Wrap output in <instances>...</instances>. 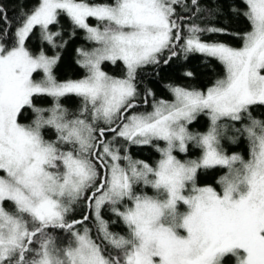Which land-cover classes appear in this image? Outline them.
<instances>
[{
  "label": "snow or ice",
  "instance_id": "6c2138e0",
  "mask_svg": "<svg viewBox=\"0 0 264 264\" xmlns=\"http://www.w3.org/2000/svg\"><path fill=\"white\" fill-rule=\"evenodd\" d=\"M240 2L245 8L231 11L248 22L243 33L194 22L212 15L200 0H37L15 26L0 3V264H264V121L252 114L264 107V0ZM61 15L93 45L77 49L86 71L79 80L58 81L59 53L26 46L38 28L62 48L61 33L50 30ZM213 34L236 36L241 46L203 39ZM194 54L219 62L224 75L206 90L167 85L171 101L151 89L141 97L140 70L158 74ZM117 61L123 78L102 70ZM70 96L80 100L72 118L62 102ZM39 97L51 107H38ZM25 110L35 115L30 124L20 122ZM201 115L207 131H190ZM241 137L248 159L222 144ZM133 145L160 158L134 160ZM214 169L225 170L219 190L198 185V173ZM104 211L125 234L110 230Z\"/></svg>",
  "mask_w": 264,
  "mask_h": 264
},
{
  "label": "trees",
  "instance_id": "16d2710c",
  "mask_svg": "<svg viewBox=\"0 0 264 264\" xmlns=\"http://www.w3.org/2000/svg\"><path fill=\"white\" fill-rule=\"evenodd\" d=\"M89 3L100 2V0H88ZM111 2V0H106ZM6 9L9 18L14 22L20 19V13H26L36 5L37 0H0ZM200 4L203 8L212 11V15L209 16L208 12H201L194 18V22L199 23L201 26L214 25L218 28L227 30L228 33H243L249 30V24L242 15H237L231 11L232 7L245 8L240 0H200ZM189 6L190 0H189ZM218 9V10H217ZM178 14H181V10L177 7ZM185 16L191 15L190 13H182ZM189 23L193 21H188ZM89 23L96 24V21L89 19ZM50 30L59 31L60 36L56 37V42L62 43L66 41V44L62 48L53 49L46 41L40 37L39 29H34L33 33L26 41V46L33 54H39L43 51L48 56H53L59 53V61L53 68V74L58 81L79 80L85 77L86 71L78 63L77 49L85 48L91 49L93 45L84 39V32L76 29L75 35H72L73 26L70 20L64 15L60 16L59 24L50 26ZM206 41H219L228 44L233 47L241 46L242 41L233 35L213 34L203 37ZM205 58L199 54L190 55L187 60L182 57H174L167 65H162L158 69V74L152 66H148L145 69L140 70L137 73L138 90L141 93V97L145 92V89H151L157 99L173 100L172 94L169 92L167 85H178L184 88H195L200 90H206L212 86L216 79L224 75V69L219 62L214 59H209L204 62ZM102 70L108 75L123 78L125 75V67L122 62L117 61L115 64L105 62L102 64ZM186 71L193 73L192 77L184 75ZM37 78L42 76V73L34 74ZM64 106L69 110V118L76 113L80 108V100L78 97L70 96L64 98L62 101ZM35 103L38 107L50 108L51 98L39 97L35 98ZM144 110V109H141ZM150 109V105L148 106ZM254 118L264 121V107L257 106L253 109ZM35 118L34 113L30 110L22 112L20 122L30 124ZM207 117L201 115L189 126V130L193 132H205L208 127ZM240 125L237 124V127ZM259 133V129H257ZM43 134L48 140H55V132L51 129H44ZM231 131L227 135H232ZM222 144L229 154L233 152L240 153L245 159L249 158L248 141L241 137L237 143L233 144L228 141L227 138L222 140ZM161 146H163L161 142ZM123 152V149H122ZM129 154L134 160H142L151 165H155V162L160 158L159 153L155 151L153 147L148 145L135 146L133 145L129 149ZM191 158H195L199 155V151L191 152ZM180 158H185L183 154H179ZM225 170L214 169L207 172H200L197 176V183L200 186L212 185L219 190V185L216 184V180L223 175ZM103 216L109 221V228L113 232L125 234L126 229L123 225L117 221V223H111L116 219L111 213L104 211ZM74 217L79 219L81 211L77 210ZM89 227H93V236H95V228L92 223H89ZM228 264H234V258H226Z\"/></svg>",
  "mask_w": 264,
  "mask_h": 264
}]
</instances>
